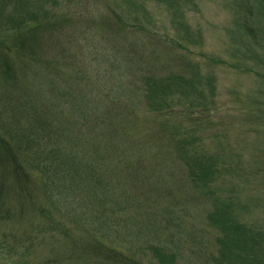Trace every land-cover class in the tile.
Returning <instances> with one entry per match:
<instances>
[{
    "label": "trees",
    "instance_id": "16d2710c",
    "mask_svg": "<svg viewBox=\"0 0 264 264\" xmlns=\"http://www.w3.org/2000/svg\"><path fill=\"white\" fill-rule=\"evenodd\" d=\"M149 1L0 0V211L40 216L19 241L55 232L69 264H264L247 171L205 145L216 87L193 0H152L171 35Z\"/></svg>",
    "mask_w": 264,
    "mask_h": 264
},
{
    "label": "rangeland",
    "instance_id": "374dc122",
    "mask_svg": "<svg viewBox=\"0 0 264 264\" xmlns=\"http://www.w3.org/2000/svg\"><path fill=\"white\" fill-rule=\"evenodd\" d=\"M148 7L156 31L174 34V16L165 3L151 0ZM181 7L183 19L202 41L192 47V57L202 71L215 75L216 105L209 118L213 124L203 130L207 133L206 148L218 149L220 155L234 160V169L239 162V168L247 171L250 180L243 193L252 195L255 204L250 218L255 224L264 223V0H193ZM6 183L12 185L13 175L7 176ZM37 199H41L39 195ZM242 200L251 202L247 197ZM7 211L6 217L0 211V243L5 244L0 247V264L44 257H52L55 264H69L63 255L71 245L55 232H34L31 240L19 241L42 220L40 216L18 215V201L13 198Z\"/></svg>",
    "mask_w": 264,
    "mask_h": 264
}]
</instances>
